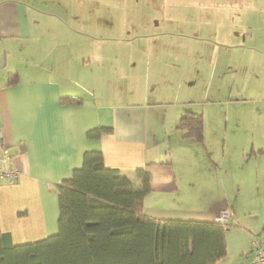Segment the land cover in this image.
Instances as JSON below:
<instances>
[{
	"label": "crops",
	"instance_id": "0c3cea01",
	"mask_svg": "<svg viewBox=\"0 0 264 264\" xmlns=\"http://www.w3.org/2000/svg\"><path fill=\"white\" fill-rule=\"evenodd\" d=\"M71 1L0 0V157L7 154L4 167L21 171L14 181L0 180V231L16 244L57 232L59 202L51 186L71 176L86 150L101 149L107 166L135 181L138 168L149 171V214L215 220L231 210L227 254L214 264H254V240L264 246L263 163L258 160L257 178L250 166L242 167L236 195L228 191L230 179L219 182L207 172L222 171L228 147L225 141L220 160L210 154L211 170L201 142L178 126L188 110L204 117L197 102L179 97L184 49L135 47V36L125 49H89L85 34L68 24ZM96 13L98 22L102 12ZM256 77L255 88L264 93V76ZM64 96L81 102H63ZM98 126L112 130L89 137ZM261 148L252 150L258 158ZM248 174L258 182L257 194L246 183Z\"/></svg>",
	"mask_w": 264,
	"mask_h": 264
},
{
	"label": "rangeland",
	"instance_id": "374dc122",
	"mask_svg": "<svg viewBox=\"0 0 264 264\" xmlns=\"http://www.w3.org/2000/svg\"><path fill=\"white\" fill-rule=\"evenodd\" d=\"M71 4L68 24L85 34L89 49H125L131 36L136 37L135 47L152 50L166 44L184 49L183 77L177 87L182 101H195L203 108L201 148L206 167L212 170L210 154L220 160L225 141L228 147L225 168L207 172L219 182L230 179V195L242 189L243 166H250L257 178L258 160L264 168V157L252 153L264 147V93L255 88L256 76H264V0H72ZM97 9L102 12L98 22ZM175 37L176 42L168 43ZM256 178L248 174L246 180L255 194Z\"/></svg>",
	"mask_w": 264,
	"mask_h": 264
},
{
	"label": "trees",
	"instance_id": "16d2710c",
	"mask_svg": "<svg viewBox=\"0 0 264 264\" xmlns=\"http://www.w3.org/2000/svg\"><path fill=\"white\" fill-rule=\"evenodd\" d=\"M178 126L185 137L203 142L202 113L188 110ZM111 130L94 127L88 136L99 138ZM136 176L137 181L107 166L101 149L86 150L71 176L51 186L59 202L57 232L16 244L9 232L0 231V264H214L225 257L227 222L145 212L151 177L145 168Z\"/></svg>",
	"mask_w": 264,
	"mask_h": 264
},
{
	"label": "built area",
	"instance_id": "2783aa9c",
	"mask_svg": "<svg viewBox=\"0 0 264 264\" xmlns=\"http://www.w3.org/2000/svg\"><path fill=\"white\" fill-rule=\"evenodd\" d=\"M3 139V130L0 127V142ZM8 160V155L5 154L0 157V180L7 178L9 181L16 180L21 171L18 168H5L4 164ZM232 215V211L229 209H223L216 216L215 220L225 224ZM252 253L254 258V264H264V246L259 240H254L252 245Z\"/></svg>",
	"mask_w": 264,
	"mask_h": 264
}]
</instances>
